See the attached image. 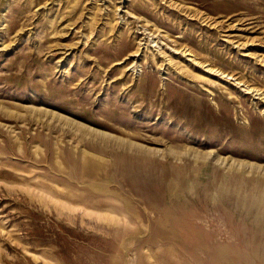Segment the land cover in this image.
Segmentation results:
<instances>
[{"label":"rangeland","instance_id":"rangeland-1","mask_svg":"<svg viewBox=\"0 0 264 264\" xmlns=\"http://www.w3.org/2000/svg\"><path fill=\"white\" fill-rule=\"evenodd\" d=\"M0 264H264V0H0Z\"/></svg>","mask_w":264,"mask_h":264}]
</instances>
